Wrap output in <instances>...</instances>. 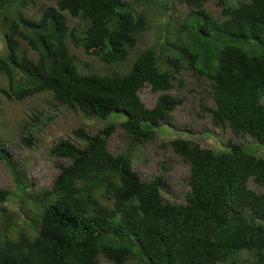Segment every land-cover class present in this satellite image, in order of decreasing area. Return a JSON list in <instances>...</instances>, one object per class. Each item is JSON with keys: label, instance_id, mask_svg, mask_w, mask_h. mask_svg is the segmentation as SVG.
Returning <instances> with one entry per match:
<instances>
[{"label": "trees", "instance_id": "1", "mask_svg": "<svg viewBox=\"0 0 264 264\" xmlns=\"http://www.w3.org/2000/svg\"><path fill=\"white\" fill-rule=\"evenodd\" d=\"M38 1L0 0L7 43L0 54V77L6 79L0 92L10 101L49 92L101 120L124 114L119 123L132 140L114 154L108 149L114 121L97 133L75 129L83 145L55 143L51 154L70 162L57 164L50 189L32 193L0 139V160L20 192L18 210L0 206V264H97L100 254L113 264H264V193L248 186L250 178L264 186V156L231 140L215 151L171 139L190 164L185 203L164 199L170 184L163 174L145 180L133 168L135 146L153 139L181 102L162 93L147 107L139 90L147 82L156 92L172 89L174 80L183 86L176 74L186 65L213 87L214 107L201 105L202 111L216 125L264 144V0H219L220 16L206 7L209 0H183L191 9L176 30L167 28L160 44L165 55L156 47L134 53L148 12L130 0H56L39 19L26 16L23 10ZM65 12L85 25L71 27ZM70 43L110 70L82 73ZM126 62V70L114 67ZM31 125L22 126L27 145L33 143ZM9 194L0 191L1 200Z\"/></svg>", "mask_w": 264, "mask_h": 264}, {"label": "rangeland", "instance_id": "2", "mask_svg": "<svg viewBox=\"0 0 264 264\" xmlns=\"http://www.w3.org/2000/svg\"><path fill=\"white\" fill-rule=\"evenodd\" d=\"M130 1L138 10L145 8L148 12V28L139 36V43L134 53H139L148 47H156L160 52L165 50L164 55L167 54L166 48L160 46L166 39L167 28L169 27L170 31L176 30V26L185 19L191 5L183 0H152V3L151 0ZM154 1H159V4L154 5ZM55 2L56 0H40L35 6L30 5L24 9L23 13L31 18H40L43 9ZM218 2L219 0H209L206 3L207 8L215 16L221 15L222 7ZM163 4L167 8L163 7ZM65 14L71 27L85 25L82 19L72 17L67 12ZM1 29L0 27V54H6L7 43ZM69 45L77 57L76 63L82 73L90 71L105 73L110 70L107 64L98 57L85 53L82 47H75L72 43ZM22 48H27L33 57L37 56V53L25 42H22ZM129 65L130 62H126L114 67L126 70ZM176 76L184 81V85L181 87L176 85L168 93L179 98L181 103L174 110L172 119L164 123L153 139L141 141L135 146L133 168L145 180L163 174L170 184V188L162 191L164 199L185 203L190 188L187 182L190 164L172 149L169 144L171 139L188 138L214 150L227 148V143L231 140L249 146L262 156H264V146L255 144L249 135L236 134L227 124L214 125L211 115L201 110V104L207 107L214 106L213 87L209 79L199 78L188 65L184 66ZM4 85L6 79L0 77V86ZM160 94L162 92L153 91L150 84H146L139 92L147 107L153 106ZM35 114L39 117L34 120ZM121 116L122 118L110 116L107 120H101L55 101L49 92H42L22 101H10L0 92V139L21 165L24 175L31 183L27 192L32 193L50 189L60 171L57 164L70 162L68 158L54 157L51 154L50 149L55 143L69 139L83 145V141L74 134V130L79 127H83L89 133H97L114 121L115 129L108 139V149L114 154L124 151L132 137L120 126L119 122L125 117L124 114ZM26 122L32 124L30 129L32 145H27L21 138L22 126ZM248 186L259 193H264V186L258 185L253 178H250ZM0 191L10 192L7 202H3L0 198V206L3 204L12 211L18 210L20 192L2 160H0ZM239 256H246V253L241 252ZM97 264L113 263L100 254Z\"/></svg>", "mask_w": 264, "mask_h": 264}, {"label": "clouds", "instance_id": "3", "mask_svg": "<svg viewBox=\"0 0 264 264\" xmlns=\"http://www.w3.org/2000/svg\"><path fill=\"white\" fill-rule=\"evenodd\" d=\"M39 1H40V0H39ZM186 2H187V1H186ZM188 3H189V2H188ZM206 3H207V2H206ZM55 4H56V2H55ZM55 4H49V5H55ZM189 4H190V3H189ZM34 6H35V5H34ZM47 6H48V5H47ZM47 6H46V7H47ZM206 7H207V6H206ZM44 9H45V8H44ZM44 9H43V10H44ZM42 13H43V12H42ZM65 13H66V12H65ZM68 14H69V13H68ZM41 15H42V14H41ZM69 15H70V14H69ZM70 16H71V15H70ZM40 17H41V16H40ZM66 17H67V16H66ZM37 19H39V18H37ZM176 75H177V74H176ZM177 78H178V77H177ZM146 84H150V83L147 82V83H145V85H146ZM173 84H174V87H175V86L177 85V81L174 80V81H173ZM145 85H144V86H145ZM150 85H151V84H150ZM144 86H143V87H144ZM143 87H142V88H143ZM174 87H173V88H174ZM180 87H181V86H180ZM142 88H141V89H142ZM151 88H152V87H151ZM173 88H172V89H173ZM141 89H140V90H141ZM172 89H170V90H172ZM140 90H139V92H140ZM170 90H167V91H165V92H162V91H161V92H162V93H168ZM155 92H156V91H155ZM157 92H159V91H157ZM169 94H170V93H169ZM3 95H4V94H3ZM160 95H161V94H160ZM160 95H159V96H160ZM171 95H172V94H171ZM4 96H5V95H4ZM175 97H176V96H175ZM158 98H159V97H158ZM178 99H179V98H178ZM155 103H156V102H155ZM180 103H181V102H180ZM154 105H155V104H154ZM154 105H153V106H154ZM178 105H179V104H178ZM178 105H177V106H178ZM201 105H203V104H201ZM201 105H200V108H201ZM153 106H151V107H153ZM177 106H176V107H177ZM206 107H207V106H206ZM213 107H214V106H213ZM175 109H176V108H175ZM175 109H174V110H175ZM174 110H173V112H174ZM201 110H202V109H201ZM173 112H172V114H173ZM206 113H207V112H206ZM209 114H210V113H209ZM210 115H211V114H210ZM211 117H212V116H211ZM212 120H213V119H212ZM213 123H214V122H213ZM214 125H216V124L214 123ZM225 125H226V124H225ZM216 126H222V125H216ZM228 126H229V125H228ZM233 132H234V131H233ZM236 134H242V133H236ZM247 135H248V134H247ZM249 136H250V135H249ZM250 137H251V136H250ZM251 138H252V137H251ZM186 139H188V138H186ZM252 139H253V138H252ZM253 140H254V139H253ZM144 141H145V140H144ZM228 142H229V141H228ZM257 142H258V141H257ZM199 143H200V142H199ZM236 143H237V142H236ZM254 143H255V144H259V145H263V146H264V144H261V143H259V142L256 143L255 140H254ZM200 144H201V143H200ZM227 144H228V143H227ZM206 148H207V147H206ZM249 148H250V147H249ZM209 149H211V148H209ZM224 149H226V148H224ZM213 150H214V149H213ZM221 150H223V149H221ZM215 151H219V150H215ZM255 153H256V152H255ZM261 156H262V155H261ZM133 160H134V159H133ZM59 172H60V171H59ZM189 173H190V172H189ZM51 186H52V185H51ZM189 187H190V186H189Z\"/></svg>", "mask_w": 264, "mask_h": 264}]
</instances>
